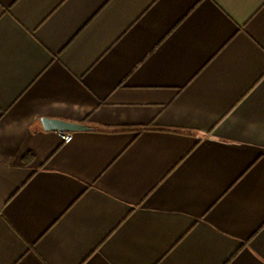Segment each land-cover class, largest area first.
Listing matches in <instances>:
<instances>
[{
    "label": "crops",
    "instance_id": "obj_1",
    "mask_svg": "<svg viewBox=\"0 0 264 264\" xmlns=\"http://www.w3.org/2000/svg\"><path fill=\"white\" fill-rule=\"evenodd\" d=\"M0 264H264V0H0Z\"/></svg>",
    "mask_w": 264,
    "mask_h": 264
},
{
    "label": "water",
    "instance_id": "obj_2",
    "mask_svg": "<svg viewBox=\"0 0 264 264\" xmlns=\"http://www.w3.org/2000/svg\"><path fill=\"white\" fill-rule=\"evenodd\" d=\"M42 122L46 130H56L62 132H78V131H86L91 129V126L87 124L70 122L61 119L44 118Z\"/></svg>",
    "mask_w": 264,
    "mask_h": 264
},
{
    "label": "built area",
    "instance_id": "obj_3",
    "mask_svg": "<svg viewBox=\"0 0 264 264\" xmlns=\"http://www.w3.org/2000/svg\"><path fill=\"white\" fill-rule=\"evenodd\" d=\"M63 138H64L65 142H70L73 138V133L63 132Z\"/></svg>",
    "mask_w": 264,
    "mask_h": 264
},
{
    "label": "trees",
    "instance_id": "obj_4",
    "mask_svg": "<svg viewBox=\"0 0 264 264\" xmlns=\"http://www.w3.org/2000/svg\"><path fill=\"white\" fill-rule=\"evenodd\" d=\"M145 129L143 127H137V128H123L122 130H142Z\"/></svg>",
    "mask_w": 264,
    "mask_h": 264
}]
</instances>
